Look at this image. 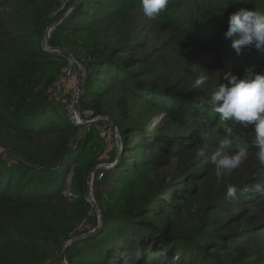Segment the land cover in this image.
I'll return each instance as SVG.
<instances>
[{
  "label": "trees",
  "instance_id": "trees-1",
  "mask_svg": "<svg viewBox=\"0 0 264 264\" xmlns=\"http://www.w3.org/2000/svg\"><path fill=\"white\" fill-rule=\"evenodd\" d=\"M64 1L0 0V264H63L75 236L68 264H264L255 126L224 122L197 99L228 71L264 74V52L238 55V36L224 37L232 13L264 12V0H169L155 19L140 0H81L54 28L51 47L71 51L87 72L82 105L110 115L121 136L116 165L93 183L102 225L91 233L76 229L93 211L88 184L102 141L50 97L67 61L45 37L77 0L60 9ZM222 141L249 155L219 174L210 157Z\"/></svg>",
  "mask_w": 264,
  "mask_h": 264
},
{
  "label": "clouds",
  "instance_id": "clouds-1",
  "mask_svg": "<svg viewBox=\"0 0 264 264\" xmlns=\"http://www.w3.org/2000/svg\"><path fill=\"white\" fill-rule=\"evenodd\" d=\"M168 3L169 0H140L143 13L149 19H155L167 8ZM228 24L224 37L238 36L231 45L238 55L244 48L264 52V12L242 8L229 16ZM45 47L48 49L46 45ZM207 80V75H199L194 81V87L201 88ZM224 80L226 82L219 83L209 96L198 97V102L200 105L209 104L224 122L235 121L245 127L254 124L256 158L264 165V74L246 69V75L241 78L228 71L224 73ZM224 132L230 135L232 128L225 124ZM225 143L226 141H222L219 146H211L210 160L215 168L232 171L248 158L249 152L247 147H240L232 153L226 152ZM204 154V151L199 152V156ZM236 193V186H227L228 198L235 197Z\"/></svg>",
  "mask_w": 264,
  "mask_h": 264
},
{
  "label": "rangeland",
  "instance_id": "rangeland-1",
  "mask_svg": "<svg viewBox=\"0 0 264 264\" xmlns=\"http://www.w3.org/2000/svg\"><path fill=\"white\" fill-rule=\"evenodd\" d=\"M67 1L68 0H65L63 2V5L60 7V9H62L64 7V5ZM74 6H75V3L73 5H71L64 13L60 14V15H62V18L65 17L67 14H69V12L73 9ZM48 28H49V26H48ZM48 28H47V30H48ZM46 34H47V32H46ZM45 45H46V42H45ZM86 76H87V72L85 74V83H86ZM69 90L70 89H65L63 91V93L61 94L62 95V102H63L62 107L64 110H66V102L69 99V94H68ZM77 111L80 115L85 114V115H83L84 119L83 118L82 119L86 123L81 124V125L85 126V127H83L85 131H88L89 127L92 125H94L96 127V131L98 132V135L102 141V148L104 151V153L100 156V158L102 159V163L98 164L93 169V171L91 172L90 177H89L91 186H90V184H88L87 201L91 204L93 211L91 210L92 212L90 213L89 220H87L86 222H82V223L78 224L77 229H76V232H79V233L84 232L85 230H89L88 233H91V232H94L96 229L101 227V226L98 227V225H100L99 224V218L101 215V211L99 209V204L96 201L95 196H94V188H93L94 180L95 179L101 180L105 174V171L113 168L116 165L117 159L114 160V162L113 161L111 162L110 159L115 154V152L119 153L121 151L122 142H120V140H119L121 138L119 128H118L116 122L111 118L110 115L101 114V115L95 116L93 109H91L90 107L82 105V98H81V101H80L79 106L77 108ZM162 117H163V114H161V112H160L154 118V120L160 121ZM76 125H80V124H76ZM102 127H104L107 131H109L111 133L110 137H105V139H104L101 136L100 132H101ZM118 155H117V157H118ZM220 172H221V169H218L219 174H220ZM108 182L109 181L104 183L103 186L101 187L102 191L104 193H106L105 195H107V193L112 188V184L108 183ZM89 187H91L92 197L89 195L90 194L89 193L90 192ZM66 193L68 195L72 196L71 192L66 191ZM105 197H107V196H105ZM88 233H84V234H82V236H85ZM76 237H78V236H75L74 238H76ZM74 238H72V239H74ZM68 244L70 245V241H68L62 249V255H61L62 258L61 259H62L63 264H66L65 262L68 263L67 258H66V253H65V257H63V250L65 249V251H66L67 247H65V246L66 245L69 246Z\"/></svg>",
  "mask_w": 264,
  "mask_h": 264
},
{
  "label": "built area",
  "instance_id": "built-area-1",
  "mask_svg": "<svg viewBox=\"0 0 264 264\" xmlns=\"http://www.w3.org/2000/svg\"><path fill=\"white\" fill-rule=\"evenodd\" d=\"M66 51L69 53V55H65L67 61L66 65L62 68L53 83L50 97L56 101L65 89H70L68 91L69 99L66 102V113L73 124L81 125L86 123L83 120V115L85 114L80 115L77 108L79 106L80 98L83 97L85 91L86 70L82 63L75 59L77 57L71 51ZM100 134L104 139L105 137L111 136V133L104 127L101 128Z\"/></svg>",
  "mask_w": 264,
  "mask_h": 264
},
{
  "label": "water",
  "instance_id": "water-1",
  "mask_svg": "<svg viewBox=\"0 0 264 264\" xmlns=\"http://www.w3.org/2000/svg\"><path fill=\"white\" fill-rule=\"evenodd\" d=\"M79 1H81V0H77L76 2H75V5L79 2ZM62 20V15H60V16H58V17H56L52 22H51V24L49 25V28H48V30H47V34H46V37H45V42H46V46L48 47V49L49 50H51V51H58V52H60L62 55H69V53H68V51H66L64 48H61V47H51V45H50V37H51V33H52V31L54 30V28L58 25V23L60 22ZM75 59H77V58H75ZM77 61H79L78 59H77ZM80 62V61H79ZM81 63V62H80ZM80 101H81V98H80ZM80 101H79V103H80ZM89 184H90V181H89ZM90 186H91V184H90ZM89 189H90V196L92 197V193H91V187H89ZM99 224L100 225H98V227H100L101 225H102V218H101V215H100V218H99ZM78 238H80L79 236L78 237H76V238H74V239H71L70 240V244L74 241V240H76V239H78ZM69 245V244H68ZM65 247H67V245L65 246ZM65 253H66V251H65V249L63 250V257H65ZM66 264H68L67 262H65Z\"/></svg>",
  "mask_w": 264,
  "mask_h": 264
},
{
  "label": "crops",
  "instance_id": "crops-1",
  "mask_svg": "<svg viewBox=\"0 0 264 264\" xmlns=\"http://www.w3.org/2000/svg\"><path fill=\"white\" fill-rule=\"evenodd\" d=\"M56 102H57V103H61V104L63 103V102H62V95H60V96L58 97V99L56 100ZM62 105H63V104H62ZM62 110H64V109H62Z\"/></svg>",
  "mask_w": 264,
  "mask_h": 264
}]
</instances>
